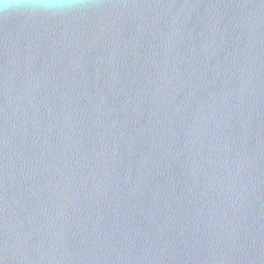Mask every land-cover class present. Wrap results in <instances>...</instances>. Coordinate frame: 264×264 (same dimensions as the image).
<instances>
[{"label":"water","instance_id":"water-1","mask_svg":"<svg viewBox=\"0 0 264 264\" xmlns=\"http://www.w3.org/2000/svg\"><path fill=\"white\" fill-rule=\"evenodd\" d=\"M0 264H264V0H9Z\"/></svg>","mask_w":264,"mask_h":264},{"label":"clouds","instance_id":"clouds-1","mask_svg":"<svg viewBox=\"0 0 264 264\" xmlns=\"http://www.w3.org/2000/svg\"><path fill=\"white\" fill-rule=\"evenodd\" d=\"M13 7H15V5L9 2V0H0V10L7 11Z\"/></svg>","mask_w":264,"mask_h":264}]
</instances>
